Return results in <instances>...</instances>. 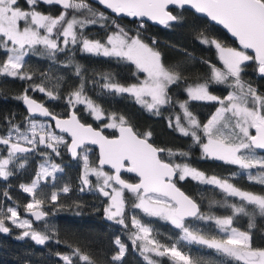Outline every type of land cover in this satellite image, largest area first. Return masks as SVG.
<instances>
[{"label":"snow or ice","instance_id":"snow-or-ice-1","mask_svg":"<svg viewBox=\"0 0 264 264\" xmlns=\"http://www.w3.org/2000/svg\"><path fill=\"white\" fill-rule=\"evenodd\" d=\"M96 2L110 9L114 14L139 18L141 21L147 18L165 27H170L172 22L180 21V17L173 14L170 6H175L177 9L190 6L197 13L206 14L211 21L223 25L238 38L243 50L225 47L214 38L203 34L197 37V41L202 45L216 49L223 67L217 68L209 62H204L209 66L208 78L204 83L194 87L189 86L184 90L189 99L176 102L181 114L176 115L174 121L169 118V126H174L184 136H191L194 143L201 144L202 158L218 159L238 165L240 169L246 170L249 181L264 186V155L257 154L258 149L264 150V95L258 94L251 84L241 79L245 62L248 61H255L258 72L264 74V0H96ZM24 3L28 5L27 9L21 7L20 0H0V49L6 56L0 63V76L32 81L33 75L25 71V58L35 50L36 46H42L43 54L55 59L56 55L63 53L69 44H79L82 52L112 57L117 61H131L138 72L146 74L145 79L138 84L127 86L116 82L112 74H103L100 78L104 83L101 85L97 80L92 85L94 88H100L97 95L130 94L146 110L157 115L162 106L173 103L169 95V87L178 84L184 78L179 71L170 70L165 66L161 52L153 47L156 44L154 38H152L153 46H150L140 38L139 33L131 36L119 25H115L117 30L107 35L103 43L100 40L88 39L84 36L83 30L100 21H108L109 17L94 10L86 0H24ZM40 3H55L61 5L63 10L59 16L45 15L36 10ZM69 12L72 13L71 17ZM112 23L114 24V21ZM61 38H63L62 46ZM249 49L254 51V55H248ZM75 74L80 78L79 87L64 97L71 112L67 119L54 116L43 103L37 102L28 95V88L22 95L13 98L26 106L29 116L25 119L23 131L20 125L8 121L9 128L6 135L0 136V148L7 152L6 157L0 155V178L7 180L13 175L8 170V166L13 163L18 153L35 151L44 160L38 165L39 170L32 182L20 185L23 192L32 197V202L24 206V211L31 214L35 221H44L48 216L47 212L41 210L44 201L36 198L37 189L42 183L47 182L48 177L55 180L56 174L63 169L51 162V156L40 153L38 146L43 145L46 149H50L57 157L60 156V148L63 146L72 157H79L83 162L80 190L84 191L83 185H91L89 176L94 175L97 180L96 190L109 199L110 203L105 208V216L108 220L128 228L125 224V190H127L136 201L131 205L132 208L142 210L147 216L170 221L182 233L181 240L214 249L217 254L232 258L237 264L241 262L264 264V248L253 246L249 232L232 227L233 216L241 213L249 215L244 207L226 204L225 207L231 208L233 215L223 218L204 215L200 212L199 204L176 187L173 177L178 174V179L181 181L190 177L200 184L218 188L227 196L239 197L258 209L261 215H264V195L242 191L229 183L231 177L221 179L216 176H206L204 172L187 163L166 162L161 158L162 153H166L169 158L178 155L184 159L188 158V153L154 147L149 143L151 133L138 135L131 126H126L127 121L123 116L115 113L107 116L111 122L103 127L119 131V136L113 139L103 135V128L97 131L91 125L82 124L76 115L77 106H84L87 113L96 120L104 118L105 113L100 105L86 95L85 81L79 65L75 66ZM43 78L41 76V79ZM211 84L227 85L232 91L222 99L209 92ZM29 87L33 93L44 94L49 101L61 99L58 83L54 84L55 92L46 90L42 84H30ZM191 101H215L220 107L206 123L202 124L188 108ZM35 114L51 118L55 122L56 129L61 133L69 134L71 143L65 140L63 135H57L51 124L38 122ZM181 116L184 123H181ZM86 142L99 145V164L95 168L89 164L87 154L89 149L84 147ZM25 144L29 147H24ZM78 149H81L83 155ZM105 165H110L114 174L105 172L103 170ZM122 169L137 174L139 182L128 183L123 180L120 176ZM252 169H257L258 174L253 175ZM69 191L67 185L61 189V193L64 194ZM3 195L5 199H11L7 193ZM58 195L57 192H52L50 201L56 202ZM18 207V205L5 207L0 203V232H10V228L6 226L7 221L18 228L27 229L23 232V236L30 237L38 245H45L50 241L51 235L33 230L32 220L20 219ZM189 218L214 221L217 229L226 238H207L199 229H192L190 222H186ZM130 224L132 229L128 233V240L138 247L147 264H158V259L166 256L173 264H203V261H194L175 244L168 247L151 238V227L142 223L135 215H131ZM114 243L118 246V252L111 257V260L113 264L118 262L122 264L127 247L119 237ZM153 254L156 258H153ZM57 256L63 264H74L76 260L85 264H94L88 255L81 254L79 248L71 249L70 254L58 253Z\"/></svg>","mask_w":264,"mask_h":264},{"label":"trees","instance_id":"trees-1","mask_svg":"<svg viewBox=\"0 0 264 264\" xmlns=\"http://www.w3.org/2000/svg\"><path fill=\"white\" fill-rule=\"evenodd\" d=\"M86 2L97 12L109 17L108 21H100L83 30L84 36L88 39L100 40L103 43L107 35L117 30L115 25H119L131 36L139 33L140 38L150 46H153L152 38L155 39L156 44L153 47L161 52L165 66L170 70L179 71L184 78L178 84L169 87V95L173 103L162 106L159 115H157L146 110L130 94L108 95L105 93L97 95L100 88H94L92 85L97 80L102 85L104 80L100 77L103 74H112L116 82L127 86L139 83L145 73L138 72L135 64L131 61H117L112 57L82 52L79 44H69L63 53L56 55L55 59L44 55L42 46L38 45L25 58V71L33 75L32 81L0 76V136L6 135L9 128L8 121L20 125L21 130L24 129L25 119L29 115L21 101L13 98L22 95L26 88L29 89L28 95L44 103L53 114L67 115L70 109L64 97L79 87L80 78L75 74V66L79 65L85 81L86 95L100 105L105 113L104 118L96 120L87 113L84 106H77L76 113L82 122L102 129L100 124H104L108 120L109 114L115 113L123 116L138 135L151 133L149 141L154 146L165 150L170 149L173 152L188 153L187 159L178 155L169 158L166 153H162V159L170 163H187L204 172L206 176H216L221 179L231 177L229 183L242 191L264 195V186L249 181L246 170L218 159L202 158L201 144L194 143L191 136H184L174 126H169V118L174 121L175 115L181 114V109L176 102L189 99L184 91L185 85L205 82L208 78L209 66L204 62H209L217 68L223 67L216 49L202 45L197 41V37L203 34L214 38L221 44L236 46L227 33L219 26L210 23L205 17L197 15L187 8H172L173 14L180 17V21L173 22L170 27H161L144 21L116 18L99 5L89 0ZM20 4L21 7L28 8L24 0H20ZM36 10L55 17L59 16L63 9L61 5L55 3H40ZM70 14L71 12H69ZM78 15L80 16V14ZM5 58L3 50L0 49V63ZM41 76L44 78L41 79ZM241 79L247 84H251L257 93L264 95V77L259 75L255 61L245 62ZM57 83L61 97L57 101H49L44 94L33 93L29 87L30 84H42L46 90L55 92L54 84ZM209 91L223 99L232 89L223 84H211ZM218 104L215 101H191L188 108L203 124L209 119ZM103 132L108 136L115 135V130L112 128H103ZM38 148L40 153L51 156V162L63 169L62 172L56 174L55 180L48 177L47 182L42 183L36 193V197L44 201L41 209L47 212L48 216L44 221L33 222L32 228L43 234L51 235L52 239L45 245L37 246L30 237L23 236L24 231L6 221L10 232H0V264H63L57 254H70L71 249L74 248H79L81 254L88 255L94 264H113L111 257L118 252V246L114 243L117 237L127 247L122 264H147L138 247L128 240V233L132 229L131 215H135L142 223L151 227V238L163 245L175 244L185 254L190 255L194 261H203V264H237L232 258L217 254L214 249L181 240L180 230L170 222L160 217L147 216L142 210L132 208L134 199L127 190H125V224L128 225V228L108 220L105 216L107 198L94 188L89 189L83 186L84 191L80 190L82 185L79 157L76 160H71L63 146L60 148L59 157L53 155L50 149L42 146H38ZM89 150L91 161L96 163V149L90 147ZM6 153V150L0 148V155ZM257 154L264 155L259 152ZM42 159V156L35 151L16 157L13 163L8 166V170L13 175L7 180L0 178V203H3L5 207L18 205L17 210L24 214V205L29 201L30 196L23 192L20 185L31 182ZM251 171L253 175L258 174L257 169ZM122 178L127 181L136 180L135 176L126 173H122ZM175 182L199 204L200 212L204 215L227 217L232 216L233 212L231 208L225 207L226 204L244 207L249 215L241 213L233 216L232 226L249 232L254 247L264 248V215H261L253 205L247 204L239 197L227 196L223 191L213 186L195 182L190 177L181 181L177 176ZM65 185L70 188L66 194L61 193V189ZM52 192L59 194L56 202L50 201ZM4 193H7L11 199H5ZM186 222H190L191 226L200 229L202 234L213 237L219 235L214 221H200L192 218ZM153 258H156L154 254ZM158 263L165 264L166 258H159ZM74 264H85V262L76 260Z\"/></svg>","mask_w":264,"mask_h":264},{"label":"water","instance_id":"water-1","mask_svg":"<svg viewBox=\"0 0 264 264\" xmlns=\"http://www.w3.org/2000/svg\"><path fill=\"white\" fill-rule=\"evenodd\" d=\"M90 2H93V3H95V4H97V5H99L100 7H102L105 11H107L108 13H110L112 16H114V17H116V18H127V19H129V20H141V19H139V18H134V17H128V16H125V15H123V14H114L110 9H106V7L105 6H103V5H101V4H99V3H97L96 2V0H89ZM170 8L172 9V8H176L175 6H170ZM185 8H187V9H190V10H192L194 13H196L197 15H200V16H203V17H205L210 23H213V24H215V25H217V26H219L220 28H222L226 33H227V35L229 36V38H231L234 42H235V44H236V46L237 47H239V48H241V49H243L242 48V46L239 44V40H238V38H236V37H234L227 29H225L224 27H223V25H220L219 23H217V22H213V21H211V19L209 18V17H207V15L206 14H202V13H197L194 9H192L190 6H185ZM143 21H145V22H147V23H150L151 25H157V26H161V27H163V25H159L158 23H156V22H153V21H149V20H147V18H143ZM173 23V22H172ZM247 52H249V53H251V55H254V51L253 50H247ZM259 75L260 76H263L264 77V74H260L259 73ZM30 96V95H29ZM32 97V96H31ZM33 99H35V100H37L36 98H34V97H32ZM37 102H39V103H42L41 101H39V100H37ZM22 103V102H21ZM44 104V103H43ZM45 105V104H44ZM22 106L24 107V109H25V111L27 112V114L29 115V113H28V111H27V108H26V106L22 103ZM45 107H47L46 105H45ZM48 108V107H47ZM50 111V110H49ZM71 114V112L69 111L68 113H67V115H65V116H58V115H55V114H53L54 116H58L60 119H67L68 118V116ZM76 115H77V117H78V114L76 113ZM35 118L36 119H44V120H48L50 123H51V125H52V127H53V130L55 131V132H57V133H60V134H63V135H65L66 136V138L68 139V142L69 143H71V140H70V136H69V134H67V133H61L60 132V130L59 129H56L55 128V122L51 119V118H46V117H42V116H40L39 114H35ZM78 119H79V117H78ZM80 120V119H79ZM80 122L82 123V124H85V125H91L94 129H96L97 131H100L101 129L100 128H98V127H94L92 124H90V123H84V122H82L81 120H80ZM126 126H130L128 123H127V125ZM115 130V135H113V136H108V135H106L104 132H103V135L104 136H106V137H108L109 139H113V138H116V137H118L119 136V131H118V129H114ZM134 131V130H133ZM135 132V131H134ZM252 134L254 135L255 134V130L253 129L252 130ZM149 143H151L150 141H149ZM152 144V143H151ZM153 145V144H152ZM24 147H29L28 145H23ZM154 146V145H153ZM84 147H92V148H95L96 149V152H97V165L99 164V155H100V149H99V145H94V144H91L90 142H86V145L84 146ZM154 147H156V146H154ZM158 148V147H157ZM162 149V148H161ZM81 151V149H78V152H80ZM257 152H259V153H264V150H257ZM68 153V155H69V157H70V159L71 160H76L77 158H74V157H72L71 156V154L69 153V152H67ZM166 161V160H165ZM166 162H168V161H166ZM168 163H170V162H168ZM104 168H107V169H109L110 171H111V174H114L113 173V170L111 169V166L110 165H105L104 166ZM122 173H126V174H129V175H133V176H135L136 177V180L135 181H127V180H125V179H123L122 178ZM178 175V174H177ZM120 176H121V178L123 179V180H125V181H127L128 183H138L139 182V177L137 176V174H135V173H129V172H126L125 170H121V173H120ZM177 176H174L173 177V183L176 185V187L181 191V192H183L186 196H188L177 184H176V182H175V178H176ZM107 190V189H106ZM102 194V193H101ZM190 197V196H189ZM191 198V197H190ZM42 210V209H41ZM42 211H44V210H42ZM45 212V211H44ZM24 214L26 215V216H28V217H30V219L33 221V222H38V221H35L34 220V217L31 215V214H29V213H26L25 211H24ZM190 219H192V218H189V220ZM34 242V241H33ZM35 243V242H34ZM36 244V243H35ZM37 246H42V245H38V244H36Z\"/></svg>","mask_w":264,"mask_h":264},{"label":"rangeland","instance_id":"rangeland-1","mask_svg":"<svg viewBox=\"0 0 264 264\" xmlns=\"http://www.w3.org/2000/svg\"><path fill=\"white\" fill-rule=\"evenodd\" d=\"M71 15H72V13L69 15V17H71ZM78 15V14H77ZM79 16V15H78ZM80 18H82V17H80ZM113 32H115V31H113ZM112 32V33H113ZM41 34H43V31H42V33ZM63 39V38H62ZM61 44H62V41H61ZM223 46H225V47H230V48H237V49H239V50H243V49H241V48H239V47H237V46H232V45H224V44H222ZM248 53V52H247ZM248 55H249V53H248ZM222 62V61H221ZM223 63V62H222ZM145 76H146V74H145ZM145 76H143L142 78H141V80L140 81H142V80H144L145 79ZM199 83H204V82H199ZM199 83H191V84H187V85H185V88L184 89H186L187 87H189V86H196L197 84H199ZM138 84V83H137ZM210 92V91H209ZM213 95H216V94H214V93H212ZM229 94V93H228ZM227 94V95H228ZM258 94H261V93H258ZM226 95V96H227ZM261 95H263V94H261ZM217 96V95H216ZM189 98V97H188ZM220 107V104H218V106L216 107V109L217 108H219ZM216 109L214 110V112L216 111ZM213 112V113H214ZM212 113V114H213ZM211 114V115H212ZM176 115H179V114H176ZM175 115V116H176ZM210 118V117H209ZM174 119H175V117H174ZM37 121L38 122H41V123H49L50 124V122L49 121H47V120H42V119H37ZM111 121L108 119L104 124H100V127L101 128H104L103 126L105 125V124H107V123H110ZM207 122V121H206ZM205 122V123H206ZM181 123H184V119H183V117L181 116ZM185 126L187 127V125L185 124ZM24 129H25V125H24ZM23 129V130H24ZM22 130V131H23ZM57 133V132H56ZM57 135H63V134H60V133H57ZM198 135H199V133H198ZM5 136V135H4ZM64 136V138L66 139V136L65 135H63ZM204 142H206V141H204ZM43 148H45L43 145H41ZM87 149L89 148L90 149V147H86ZM202 148V147H201ZM80 153H81V155H83V152L82 151H80ZM90 150L88 151V158H89V164H90V166L91 167H97L98 165L96 164V163H93L92 161H91V157H90ZM4 157H6L7 156V153L6 154H4L3 155ZM19 156H21V154H17V157H19ZM44 162V160L42 159V161L40 162V164L41 163H43ZM79 162H80V167H81V177H82V174H83V162H82V160L79 158ZM53 163V162H52ZM55 164V163H54ZM39 169L37 168V171H38ZM103 170L105 171V172H108L109 174H111V171L109 170V169H107V168H103ZM49 171H51V169H49ZM258 171V170H257ZM35 178V176L33 177V179ZM32 179V180H33ZM89 179H90V181H91V185H83L84 187H86V188H89V189H91V188H94V189H96V185H97V180H96V178L94 177V175H90L89 176ZM32 180H31V182H32ZM31 182H29L28 184H30ZM25 185H27V184H25ZM114 187L116 186V185H113ZM29 196H30V194H28ZM37 198V197H36ZM107 198V197H106ZM37 199H39V198H37ZM30 202H32V197L30 196V198H29V201L24 205V206H26L28 203H30ZM110 203V201H109V199L107 198V203H106V207L108 206V204ZM134 203H136V201L134 200ZM7 207H13V206H7ZM214 217H216V216H214ZM223 217H225V216H220V218H223ZM20 219L21 220H23V219H29V220H31L28 216H26V215H24V214H21L20 213ZM168 222H170V221H168ZM10 223V222H9ZM171 223V222H170ZM11 224V223H10ZM7 226V225H6ZM192 227V229L193 230H196L197 229V227H195V226H191ZM233 227V226H232ZM217 228V227H216ZM234 228H236V227H234ZM21 229V228H20ZM237 229V228H236ZM27 229H21V231H26ZM33 230H35V229H33ZM200 230V229H199ZM218 230V229H217ZM239 231H242V230H240V229H238ZM38 231V230H37ZM219 231V230H218ZM39 232H41V231H39ZM244 232V231H243ZM42 233V232H41ZM201 233V232H200ZM202 234V233H201ZM181 235H182V233L180 232V237H181ZM202 235H205V234H202ZM207 238H211V237H213V236H209V235H205ZM216 239H224V238H226V236L224 235V234H222L220 231H219V235L218 236H216L215 237ZM172 245H170V246H168V247H171ZM187 255V254H186ZM166 258V263L165 264H173V262L171 261V259L169 258V257H165ZM159 264V263H158Z\"/></svg>","mask_w":264,"mask_h":264}]
</instances>
